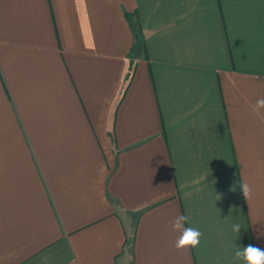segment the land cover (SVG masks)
I'll return each mask as SVG.
<instances>
[{"label":"crops","instance_id":"1","mask_svg":"<svg viewBox=\"0 0 264 264\" xmlns=\"http://www.w3.org/2000/svg\"><path fill=\"white\" fill-rule=\"evenodd\" d=\"M261 97L264 0H0V264H244Z\"/></svg>","mask_w":264,"mask_h":264},{"label":"clouds","instance_id":"2","mask_svg":"<svg viewBox=\"0 0 264 264\" xmlns=\"http://www.w3.org/2000/svg\"><path fill=\"white\" fill-rule=\"evenodd\" d=\"M252 112L257 116L264 115V97L257 99L255 105L252 106ZM240 187L244 197L247 200L250 199L252 194L250 185L244 184ZM185 224L191 225L187 215H178L171 221L172 230L180 233L173 245L177 251L195 249L199 247L201 242L202 232L192 226L185 227ZM241 227L240 223H234L232 231L239 233ZM234 261H243L244 264H264V250L252 244L243 248L237 247L234 253Z\"/></svg>","mask_w":264,"mask_h":264},{"label":"trees","instance_id":"3","mask_svg":"<svg viewBox=\"0 0 264 264\" xmlns=\"http://www.w3.org/2000/svg\"><path fill=\"white\" fill-rule=\"evenodd\" d=\"M136 34V33H135ZM139 35H138V33H137V37H138Z\"/></svg>","mask_w":264,"mask_h":264}]
</instances>
